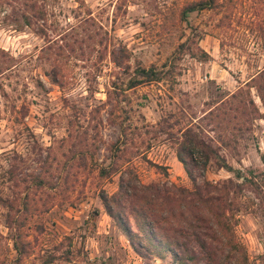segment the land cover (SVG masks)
Wrapping results in <instances>:
<instances>
[{"label": "rangeland", "instance_id": "1", "mask_svg": "<svg viewBox=\"0 0 264 264\" xmlns=\"http://www.w3.org/2000/svg\"><path fill=\"white\" fill-rule=\"evenodd\" d=\"M189 1L0 0V264H172L168 254L130 245L99 197L116 191L118 173L96 174L112 160L111 145L125 139L116 155L130 159L142 183L191 188L166 134L178 137L191 121L201 125L200 137L211 136L203 111L264 64V40L243 9L230 24H217L222 14L205 9L184 21L179 11ZM191 29L205 60L183 54L173 60V82L127 88L136 66L161 65ZM236 138L218 155L261 179L263 122ZM199 161L196 183L241 180ZM257 196L248 183L227 196L238 203L233 231L248 264H264V200ZM15 229L25 247L20 261Z\"/></svg>", "mask_w": 264, "mask_h": 264}, {"label": "trees", "instance_id": "2", "mask_svg": "<svg viewBox=\"0 0 264 264\" xmlns=\"http://www.w3.org/2000/svg\"><path fill=\"white\" fill-rule=\"evenodd\" d=\"M203 9L222 14L217 24L224 19L230 24L236 11L243 9L246 25L260 40H264V0H192L181 7L179 16L186 21L188 13ZM197 40L198 33L191 29L190 34L174 47L171 56L161 65L136 66L128 79L127 88L160 81L173 82L178 74L174 59H179L183 54L201 60L208 57L198 46ZM254 96L259 105L255 103ZM199 118L207 120L206 126L211 136L205 139L200 137L201 125L197 127L191 121L177 128L178 137L166 134L173 140L175 157L190 179L191 188L173 182L142 183L134 167L129 164L128 157L119 161L116 153L121 151L120 143L125 144V139H119L111 145L114 148L112 160L97 170L99 178L118 173L116 191L110 195L102 191L99 196L102 206L133 248L152 249L159 256L168 254L172 264H196L198 261L203 264H248L246 250L233 231L238 203L235 197L227 196L229 192L235 193L241 183H248L258 195L257 198L263 201L264 193L259 180L264 181V175L260 173L259 179L250 172L246 177L238 169L232 168L218 152L220 148L235 144L237 136L250 132L255 120L260 119L264 124V64L233 91L213 102ZM196 150L199 151V159L194 156ZM201 158L202 168L213 161L217 168H223L241 180L239 183L233 182L228 177L217 186L203 178L196 183L192 169ZM155 166L162 173L165 172L163 166ZM125 212L129 214L134 230ZM11 240L17 254L15 258L20 261L23 254L21 249L25 247L17 229Z\"/></svg>", "mask_w": 264, "mask_h": 264}]
</instances>
